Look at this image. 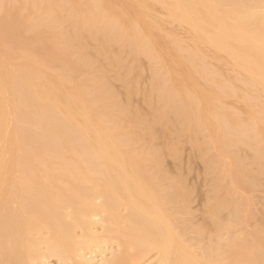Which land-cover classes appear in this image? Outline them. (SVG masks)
Listing matches in <instances>:
<instances>
[{"label":"bare ground","instance_id":"bare-ground-1","mask_svg":"<svg viewBox=\"0 0 264 264\" xmlns=\"http://www.w3.org/2000/svg\"><path fill=\"white\" fill-rule=\"evenodd\" d=\"M79 1L77 16L73 17L72 13L69 15L70 9L64 8L63 0H0V264H49L51 259L55 264H143L150 258H154V264H264L263 232L247 235V240L242 242L236 237L221 238V234L239 222L238 203L230 194H227L228 201L209 206V224L194 230L196 227L189 226L194 238L192 232L188 233L189 227L185 230L187 220L179 226L183 219L178 221L174 217L179 213L170 205L182 203L181 211L186 212L190 194L177 181L166 187L161 185L164 180L161 160L151 156L149 142L140 141L144 137L152 139L153 127L160 122L179 130L190 121L196 126L193 113L200 103L195 104V97L194 100L180 101L179 97L177 100V92L161 93L162 107L153 119H133V126L141 129L142 137L132 136L130 130L132 134L127 135L122 128L123 120L105 111L107 106L119 108L105 82L97 86L79 81L77 77L89 67V62L91 64L85 52L86 40H99L103 47L112 42L123 46L130 42L125 43L120 36L123 33L115 32L120 28L115 27L114 19L112 23L111 17L108 19L102 14L99 0ZM130 1L126 0L132 10L133 5L138 7L136 1ZM153 1L167 10L170 27L182 26L193 40L228 55L235 69L247 73L249 88L257 95L255 102L263 113L264 0ZM138 9L137 15H140L141 9ZM66 18L67 31L64 30ZM141 19L142 25L146 18ZM135 25L133 30H136ZM136 32L133 39L138 55L144 54V35L140 38ZM56 39H60V47L54 45ZM149 42L154 44L152 39ZM73 46L76 47L73 51L80 55L79 61L69 62L65 52H73L70 50ZM181 50L187 62L198 68L199 78L213 82V72L202 65V57L193 49ZM143 57L150 59L147 55ZM55 64H61L59 70ZM178 67H181L179 63ZM53 68L58 71H47ZM154 70L152 76L157 75ZM165 78H160L162 83ZM227 85L219 82L214 86L220 93L231 94L232 86ZM214 119L221 121L217 116ZM237 119L235 127H228L226 121H221L222 125L218 123L222 145L226 148L249 146L253 154L248 167L255 165L256 173L262 175L264 146L253 147L258 145L256 142L249 145L257 136L255 122L245 125ZM191 127L190 131H195ZM194 131L190 134L196 135ZM230 154L239 182L249 187L254 181L253 171L249 172L243 163L246 160L242 162L237 153ZM209 166L210 169L215 167ZM224 208L232 212L228 223L218 219ZM208 228L215 233V239L211 235L213 242L208 239L203 243L202 236ZM181 230L195 242H188V246L186 242L190 238L186 239Z\"/></svg>","mask_w":264,"mask_h":264},{"label":"rangeland","instance_id":"rangeland-1","mask_svg":"<svg viewBox=\"0 0 264 264\" xmlns=\"http://www.w3.org/2000/svg\"><path fill=\"white\" fill-rule=\"evenodd\" d=\"M78 1L79 0H67L66 2V0H63L64 8L66 10L70 9L68 11L70 13L69 15L72 16L73 14V17L77 16L75 14H77L79 10L77 4ZM134 1L138 3V7H140L141 11H143L142 13L140 11V15H137L139 14L138 13L139 11L137 12L136 10V8L138 9V7L135 8V5H133L134 10L131 9L132 7L131 4L134 2L130 1L131 2L130 4V2H126V0L98 1L99 4H101L102 14L105 17H108V19L111 17L109 20L111 22L114 19L116 23L114 21H113L114 23L113 22L112 23L114 25L117 24V26L115 27L120 28L119 30L115 28V30L117 29L115 32L118 31L119 34L123 33V35H125V38L126 36H128V38H126L125 40L124 36L122 34L120 35L121 39L125 43L130 42V45L123 46L119 42L118 43L112 42L103 47V45H101L102 43H100L99 40L98 41L86 40L85 52L89 54L91 64L89 62V67L87 66L86 70H84L83 73H81L79 77H77V80L83 81L86 84H94L97 86L101 85L102 82H105L107 88L109 89L114 99L116 100L117 106L119 107L117 108L119 110L116 111L117 109L114 108L113 106H111L112 110L108 108L109 106H107L105 108V111L109 113L108 115L110 116L113 115L114 117L116 115L117 118L122 119L123 131L125 133L127 132L126 133L127 135H131L132 133L136 135L137 133V136L132 134V136L134 137H139V136L142 137L141 135L142 131H140L141 130L140 128L137 129L138 127L134 128L133 119L138 118L145 121H150L151 119H153L155 112L162 107V103L160 102L161 93L167 94L168 92H172V93L177 92L178 95L175 94L177 96L176 99L178 100L179 97L180 101H187L189 99L194 100L196 98L195 104L200 103L197 104L198 108L195 106V110L197 109L196 112L193 109L195 112L193 114L196 115V122H197L196 126L194 123L190 121L188 122L189 124L186 123L185 124L186 126H183L182 128L183 130L182 129L179 130L177 128L175 129V126L173 125L172 127L171 126L167 127L165 126L164 122H160L155 124L153 127L152 139H148L144 137L141 139L142 141H140V143L142 144L145 143V141L149 142L150 143L149 153L151 154L152 157L155 156L159 160H161L160 161L161 169H162L161 171L163 172L164 175L163 178L164 180H162L161 185L163 187H166L168 186V184L177 181L180 182L183 188L185 189V191H187L190 194L189 201L187 202L186 205V212L181 211L183 210L181 208L184 206L182 203L177 202L174 203L175 205L174 204L170 205L172 207L175 206L176 208L173 207V211L174 209H176L175 210L176 212L175 211L174 212L180 214V215L175 214L174 217L176 216L178 218V221H181L183 219L181 221L182 223L179 222L181 223L179 226H181L183 222L187 220V222L185 223L186 224L189 223V224H187L188 226H186V228L184 227L185 230H187V227L189 226L191 228L196 227L193 228L192 230L197 229V227L200 228L206 225L207 223L208 224L210 223L209 216L207 214L209 206L217 205L225 200L228 201L229 197H227V194H230V196L234 198V200L238 203L239 210L237 213V217L239 218L238 220L239 222H237V225L235 227H231L228 230V232L221 234V238L227 239L228 237L229 238L236 237L237 239L240 240V242H242L244 240L245 241L247 240L246 238L247 235L248 237H251L255 234L257 235L260 234V232L264 233V174L259 175V173H256L257 168L253 164H251L252 167H248L250 165L249 162H251V158H252L251 156L253 154L252 153L253 151L251 152L252 149L249 146L236 145L239 147H235L232 145L233 147L227 146L228 148H226L224 145H222L223 143L221 142L223 140L222 133L219 134V132L221 131L219 125L221 124L220 123L221 121L224 122L226 121L225 124H227L228 127L229 126L235 127L234 126V124L236 123L235 118L236 119L238 118L237 121L245 125L255 122L256 125L255 124L253 125L255 131L257 132V136L256 139L254 138L253 140H250L249 145L251 146V143L252 145L258 143V145L256 144L255 146H253L255 148L256 147L262 148L264 146V112L262 113L260 111L258 103L255 102V98H257L256 97L257 95L251 91V88H249L250 87L249 76L247 77L245 75L247 74L245 71L239 70L238 68L235 69L232 65L231 60L227 58L229 57L228 55L223 54V52L220 53L219 50L216 49L213 50L212 48L204 44H201L196 39L193 40L192 36L182 26L174 25L173 27H170L167 24V10L155 4L153 0L150 1L134 0ZM71 4L74 6V8H71L72 7L70 6ZM145 7L149 12L145 10L146 9ZM142 14L143 16H141ZM140 16L141 18L144 17L146 18L144 19L143 22L145 23L144 25L143 23L142 25L140 23V21L143 20L140 18ZM135 17H138L141 20L139 19L137 20V18L135 19ZM66 22L67 23L64 24L65 26L64 25L63 26H64V30L66 29L67 31L69 30V22L67 18H66ZM132 22L134 23L132 24ZM134 25L136 26L137 32L136 30H133L135 28ZM119 26L121 27L123 26V28ZM145 29L147 30L148 33L146 32ZM157 29L162 31V33L157 31ZM134 31L136 32V35L139 36L140 38L141 36L144 35L142 38L143 41H145V42L142 41L143 45L145 44L144 48L146 49V52L144 54L140 53V55H138L139 52L137 51V46L135 45V39H133V36L135 35ZM163 33H165V35ZM147 34L150 36V38H147L148 37ZM151 39L155 44L152 45H154L155 47H153L151 45V42H149ZM56 40L58 42L60 39L59 40L56 39ZM54 42H55L54 45L55 46L57 45V47H60L62 45V43L60 42L58 43L56 41ZM170 42L172 43V45ZM231 45L232 48H235L234 44ZM127 46L128 47L131 46L128 49V50L131 49V51L127 50L128 48ZM185 47L186 49L187 48L193 49L196 53H198L202 57L203 60L202 65L206 66L207 68L206 67L205 68L209 72L210 70L213 72V74H211L213 76L210 75L212 77L213 82H209L199 78L198 68L190 65L185 59L184 50L183 52L181 50L184 49ZM75 48L76 47L73 46V48L71 47L70 50L71 51H73V49L76 50ZM155 48L159 49V51ZM65 53H66L67 61L69 62L79 61L78 57L80 55L78 51L76 52L66 51ZM142 54L144 56L147 55V57L150 58L149 59L150 61L147 58L143 57ZM111 60L114 62H112ZM178 63L179 66L181 67H178ZM57 64H55L54 67L59 70L58 66L59 65L61 66V64L56 66ZM218 64L220 66H218ZM55 68H53V70L51 69L47 71L48 72L52 71L51 73H53ZM214 68L216 69L215 71L213 70ZM153 69H155L154 75L157 74L158 77L157 75L152 76ZM171 72L174 73V75L177 74L178 78L176 75L174 76ZM185 73L188 74V76L185 75ZM179 75L181 76V78H179ZM163 76L164 78L166 77L164 80L165 83L167 81H169L170 83L169 82H167V84H165L164 82L162 83V79L160 78H163ZM186 76L188 77L187 79L190 81H188L185 78ZM205 81L207 83H205ZM239 81L241 83H239ZM219 82H225L226 84H228L227 85L228 88L232 86L229 89H232L234 96L232 95L233 93L231 91H230L231 94H229V92L220 93L217 90V88L214 86L215 84L217 85ZM158 83L159 84L162 83V84L159 85ZM238 83L241 85H239ZM163 84L164 86H162ZM157 85L158 87H156ZM195 85L198 87H193ZM199 87L201 88L197 89ZM205 92H208L210 94ZM242 93H245V95ZM184 94L187 99L184 97ZM235 94H237V97L235 96ZM212 95H215L216 98H214V96ZM216 103L218 104L216 105ZM193 107H194V103L192 104V108ZM206 110L209 111L210 113L208 112L207 114ZM234 110H237V113L234 112ZM110 112H112V115ZM239 112L243 116H241ZM214 114L217 116V119H219V117L221 119V117L223 116L222 117L223 120L221 119L220 122L216 121L214 119V117L216 116H213ZM120 115H122L123 118H121ZM169 117H170L169 119H172L171 116ZM190 124L193 127H191ZM190 127L191 130L195 129L196 132L194 130L192 131H194L196 135L199 134V132L197 131L198 128L201 130V131L199 130L201 133L197 137H195L196 135H192L194 133L190 134V132H192L190 131ZM128 132H130V134ZM222 148L224 149L223 151ZM227 152L228 154L224 155V153ZM230 152H232L233 154L237 153V155H239V158L242 159V162L246 160L243 163H245V165L249 168V172L251 170L253 171L252 175H254L253 176L254 179L253 178L252 179L254 181L250 183L249 187H245L243 183L239 182L237 175L235 174L236 169L235 167H233L234 166V163L232 162L233 159L229 158V156L231 155ZM224 156L226 157L224 158ZM207 163L211 164L212 167L213 166L215 167H213V169L212 168L210 169V166ZM207 165L209 168L207 167ZM245 165H243V167ZM246 166L244 167V169H246ZM231 168L233 169L231 170ZM229 169L232 171L231 173ZM216 170L219 171L220 173L219 175H216L218 174L216 173L217 172ZM232 173L234 174L233 178H235L236 176V179L234 180L231 177L233 176ZM214 178H216V180H214ZM213 185L216 186L213 187ZM218 189H220V191L217 192ZM214 192L217 194L215 195ZM231 218H232V212L229 208L222 209L218 214V219L221 223H228L231 220ZM191 228L190 231L188 232L189 234L192 232ZM205 230L207 233L204 232L205 235L202 236L203 243H206L207 241L205 242V240L208 239H211V241L213 242L212 238L215 236V233H213V231L210 230L209 228ZM181 231L182 234L185 233L183 230ZM189 234L185 233L186 239L188 237L190 238ZM192 234L191 237L194 238V233L192 232ZM211 235L213 237H211ZM192 238L189 239L190 241L188 240L186 242L188 246L190 245L191 241H194L192 240ZM249 239L250 238H248V240ZM97 260L98 259L96 258L95 262H97ZM50 262L51 263L49 264H55V260L53 259H51ZM143 264H154V258H150L148 261H146Z\"/></svg>","mask_w":264,"mask_h":264}]
</instances>
